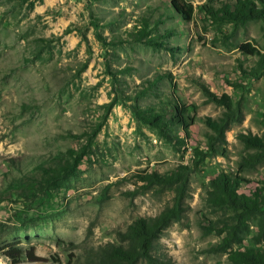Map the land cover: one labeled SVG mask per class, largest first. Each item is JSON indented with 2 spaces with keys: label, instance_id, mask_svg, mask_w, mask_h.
Returning a JSON list of instances; mask_svg holds the SVG:
<instances>
[{
  "label": "rangeland",
  "instance_id": "obj_1",
  "mask_svg": "<svg viewBox=\"0 0 264 264\" xmlns=\"http://www.w3.org/2000/svg\"><path fill=\"white\" fill-rule=\"evenodd\" d=\"M185 1L195 10L189 22L169 0H0V264H87L135 220L172 205L171 190L134 175L182 165L192 169L186 212L158 238L160 255L173 264H233L231 252L264 249L253 219L242 244L218 251L215 227L232 213L207 202L210 182L236 174L255 153L239 135H264V77L254 70L258 57L240 50L249 43L264 54V22L205 12L237 0ZM167 73L172 82L157 79ZM224 94L242 114L224 152L213 153L206 123L225 113L214 101ZM173 98L195 122L190 138L172 128L170 142L133 109L170 115ZM76 157L74 173L45 189L39 165ZM240 177L241 193L264 187V161ZM11 243L18 258L6 254Z\"/></svg>",
  "mask_w": 264,
  "mask_h": 264
},
{
  "label": "trees",
  "instance_id": "obj_2",
  "mask_svg": "<svg viewBox=\"0 0 264 264\" xmlns=\"http://www.w3.org/2000/svg\"><path fill=\"white\" fill-rule=\"evenodd\" d=\"M169 2L175 13L184 21L193 20L195 10L192 4L185 0H169ZM205 12L215 20L234 21L238 24H245L255 19L264 22V0H237L232 5L223 4L218 10L206 6ZM146 35L144 29L136 35L135 40L140 42ZM130 36H133L132 33ZM240 50L243 54L258 57L254 70L264 77V54L249 43L241 45ZM163 78L173 81L170 73L157 77L158 80ZM174 88L176 89L175 84ZM214 101L224 106L226 111L218 120L208 119L206 124L212 132L208 136V145L211 152L223 153L228 144L227 133L234 123L240 121L242 112L240 106L235 104L229 95L224 94L220 98H215ZM170 105V115L162 110H144L139 106H135L133 112L140 122L156 129L160 136L170 142H173V137L170 135L172 128H180L184 136L190 138L195 119L190 116L189 109L178 98H173ZM238 138L246 150H254L255 153L241 160L236 174L221 173L215 177L210 182L207 193V202L211 207L232 213L231 222L227 223L223 229L215 227V232L223 236L217 247L218 251H227L233 245L242 244V236L253 219L257 220L258 228L254 242L258 245L264 241V187L257 188L251 195L240 192L242 183L240 174L264 161V135L240 134ZM79 158L76 157L72 164L63 159L59 165L57 161L49 167L44 164L39 165L38 170L42 175L41 183L44 188L48 190L57 188L60 180L74 173ZM191 172L190 167L182 165L166 175L156 172L147 175L136 173L135 178L146 182L148 188L156 186L171 190L172 205L166 207L156 217L135 220L125 232L117 234L119 244L100 247L92 253L87 264H173L171 258L160 255L157 240L172 222L179 221L186 212ZM8 248L6 254L12 258H18L22 254L15 243L9 244ZM26 256L32 261L36 260L32 251H28ZM229 260L233 264H264V249L237 250L230 253Z\"/></svg>",
  "mask_w": 264,
  "mask_h": 264
}]
</instances>
